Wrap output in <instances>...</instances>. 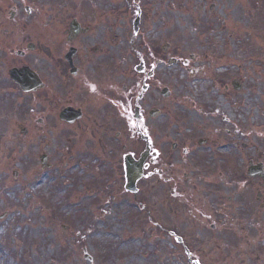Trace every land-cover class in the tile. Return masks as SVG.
I'll list each match as a JSON object with an SVG mask.
<instances>
[{"label": "rangeland", "instance_id": "374dc122", "mask_svg": "<svg viewBox=\"0 0 264 264\" xmlns=\"http://www.w3.org/2000/svg\"><path fill=\"white\" fill-rule=\"evenodd\" d=\"M132 1L143 11L137 34L132 25L135 9L139 13L141 9ZM95 2L102 11L98 13L103 16L105 12L111 18L107 19L111 21L108 30L100 28L98 33L116 37L114 45L106 48L118 55L117 62L126 64L123 70L152 58L155 76L149 82L153 96L160 86L171 93L167 102L158 97L165 117L148 124L153 150L165 148L169 153L166 147L171 143L195 135L210 142L209 147H200V160L222 153L229 167L233 168L236 156L240 166L249 159L253 165L261 163L264 171V0H244L243 6L241 0ZM29 3L39 14L46 6L55 12L64 5L63 0H26L25 4ZM120 4L121 10L116 11ZM18 6L13 2L6 6L0 0V141L8 137L7 143L13 140L25 144L43 133L49 139L46 144L32 146L30 155L15 156L6 148L0 152V264H189L186 253L177 247L178 241L159 226L158 218L150 221L142 210L141 205L159 203L163 187L157 186L155 179H146L138 185L136 197L124 190L123 157H137L138 153L129 148L131 139L125 151L121 149L125 140H114V133L124 130V123H112L120 128L101 137V149L87 152L84 146L91 139L82 135L77 142L74 130H65V125L53 118L46 92L23 95L8 80V70L21 63L15 56L21 51L23 64L47 83L49 61L45 50L59 41L49 36L62 35L64 30L49 28L48 12L46 27L11 26L7 23L9 12ZM87 9L92 19L99 18L93 8ZM28 43L35 46L34 52L26 50ZM155 48L160 50L157 57L161 63L154 68ZM111 64L114 66L113 61ZM49 118L55 120L54 127L49 128ZM159 126L163 130H158ZM67 136L70 143H66ZM137 138L134 146L143 147ZM42 154L48 158V169H41L38 158ZM213 166L220 169L218 164ZM243 180L241 184L249 190L256 185ZM214 183L217 186L222 181L215 179ZM253 192L251 189L247 195L251 198L243 199L245 209L230 215L231 225L218 227L215 232L210 226L222 219L214 208L207 227L197 226L199 232L196 215L185 214V242L181 243L188 244L189 238L192 244H202L197 246L201 250L204 244L214 242L223 247L194 252L200 264H264V187L259 201ZM209 200L215 202L210 195ZM159 204L165 216L163 225L176 232L181 218L178 205H172L169 218L167 204ZM236 219L243 220L244 226L236 228ZM231 227L236 233L229 232ZM228 232L227 243L223 233Z\"/></svg>", "mask_w": 264, "mask_h": 264}, {"label": "flooded vegetation", "instance_id": "af4514ba", "mask_svg": "<svg viewBox=\"0 0 264 264\" xmlns=\"http://www.w3.org/2000/svg\"><path fill=\"white\" fill-rule=\"evenodd\" d=\"M63 1V7L58 8L57 11L53 12L46 6L39 14L34 10L32 3L25 4L26 0H3L6 6H11L12 2L19 4L9 12L7 23L11 26L35 27L38 24L40 27H46L48 21L45 19V13L48 12L51 17L49 28H64L60 37L49 36L59 38L61 41L59 45L54 41V44L47 45L48 50H45L49 61L48 82L46 83L37 73L44 83V88L36 94L47 93V103L50 105L53 118L61 121L65 125V130H74L77 142L82 135L90 138L89 145L84 146L86 151L101 149L104 142L101 137L111 134L114 128H120L113 126L112 123L121 121L124 123V130L115 132L114 137L116 143L125 140L121 144L122 151L127 148V140L131 139L129 148L135 153L138 151L136 156L146 147L150 154H153L145 160L144 173L147 179H155L157 185L163 187V196L159 203L163 201L167 204L166 213L172 215V205L177 204L181 213L180 223H184L183 217L186 213H194L196 229L199 232L198 227H207V222L213 217L212 208H214V213L222 220L219 223L215 221L218 226L212 224L210 230L227 227L228 216L238 209V205L248 194L246 186L240 185L242 180L238 177L240 174L233 175L237 183L232 185L230 174L226 172L229 168L228 160L218 162V157L215 155L211 159L205 155L200 160L199 147L206 145L209 147L210 142L206 138L196 139L195 135L186 140L180 139L179 142H173L169 147L165 146L170 154L165 152V148L160 150L161 154L160 151L153 153L154 143L147 132L150 129L149 122L154 120L150 116L151 111H155L156 118L159 119L165 117V108L158 98L160 87L155 91L156 97L153 96L152 84L149 82L153 75L150 70L151 62L149 59H142L138 61L137 66L134 62L131 70L129 68L123 70L126 64L123 61L117 62L118 55L106 48V45H114L116 37L110 34L106 38L102 33H98L100 28L108 30L111 22L102 19L101 14L98 13L100 5L94 0ZM80 3L87 8H93L100 19H92L90 16L92 12L83 8ZM156 50L157 48L154 51ZM112 61L114 66L111 64ZM225 88L227 90V86ZM153 101L155 105L152 104ZM136 109L139 116L138 122L134 120ZM64 110H71L80 118L63 123L60 114ZM53 118H49V121ZM142 127L145 133L144 147L136 148L134 146L136 134H141ZM159 128L162 129V126H159L158 130ZM67 143H70V138L67 139ZM209 160L212 161L211 164ZM247 160L244 166L241 165L244 169L247 167ZM215 164H218L220 169H215L213 166ZM214 171L219 172L215 174ZM236 173H241V170H236ZM215 178L222 183L216 186ZM256 181L257 186L252 185L251 188L259 194L262 182L258 179ZM209 195L215 202L209 200ZM231 202H235L237 206L233 207ZM161 207L159 204V208ZM191 226L195 228L194 225ZM201 245L188 244L190 249L184 246V250L205 252L212 247L220 250L216 244L204 245V249L201 250L197 247ZM193 256L194 254H189V263L192 262Z\"/></svg>", "mask_w": 264, "mask_h": 264}, {"label": "water", "instance_id": "95a60500", "mask_svg": "<svg viewBox=\"0 0 264 264\" xmlns=\"http://www.w3.org/2000/svg\"><path fill=\"white\" fill-rule=\"evenodd\" d=\"M10 76L16 83H18L23 88L24 91L30 90V88H32V86H34L36 82L35 76L31 72H29L28 69H23L21 71L13 70L10 72ZM30 80L31 82H29ZM140 166H141L140 164H134L130 162L129 159H127L126 167L128 174V178H127L128 189H132L134 185V180L138 178L139 176L138 174L141 171ZM134 167H135V173L133 169Z\"/></svg>", "mask_w": 264, "mask_h": 264}, {"label": "bare ground", "instance_id": "6f19581e", "mask_svg": "<svg viewBox=\"0 0 264 264\" xmlns=\"http://www.w3.org/2000/svg\"><path fill=\"white\" fill-rule=\"evenodd\" d=\"M8 137H4L0 141V152L6 148L8 151H10L15 156H21L22 154H28L30 155V150L33 148L32 146H36L39 142L46 144L47 139H49V136L45 133L40 135H36L34 139H31L29 142L23 144V143H15L13 140H10V143H7Z\"/></svg>", "mask_w": 264, "mask_h": 264}]
</instances>
